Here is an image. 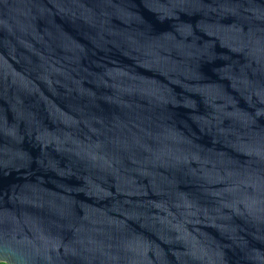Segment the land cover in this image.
Segmentation results:
<instances>
[{
	"label": "water",
	"instance_id": "95a60500",
	"mask_svg": "<svg viewBox=\"0 0 264 264\" xmlns=\"http://www.w3.org/2000/svg\"><path fill=\"white\" fill-rule=\"evenodd\" d=\"M0 263L264 264V0H0Z\"/></svg>",
	"mask_w": 264,
	"mask_h": 264
},
{
	"label": "trees",
	"instance_id": "16d2710c",
	"mask_svg": "<svg viewBox=\"0 0 264 264\" xmlns=\"http://www.w3.org/2000/svg\"><path fill=\"white\" fill-rule=\"evenodd\" d=\"M0 264H5V263H0Z\"/></svg>",
	"mask_w": 264,
	"mask_h": 264
}]
</instances>
